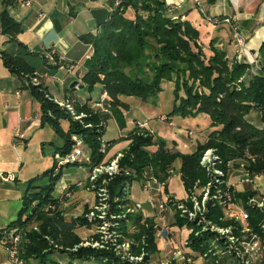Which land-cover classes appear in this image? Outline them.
Masks as SVG:
<instances>
[{
    "label": "trees",
    "instance_id": "trees-1",
    "mask_svg": "<svg viewBox=\"0 0 264 264\" xmlns=\"http://www.w3.org/2000/svg\"><path fill=\"white\" fill-rule=\"evenodd\" d=\"M15 1L1 0L0 34L22 46L14 40L22 31L21 24L7 10ZM198 8L200 11L199 5ZM128 10L132 12L131 17L125 16ZM201 13L205 19L228 17L205 16L203 10ZM79 38L91 45L81 82L88 91L99 85L100 94H106L97 100L100 106L90 108L84 104L75 107L69 100H64L70 104L73 110L71 114L53 100L46 88L31 81L28 84L32 95L40 103L42 121L63 138V144L57 148L56 154H68L75 144L72 135H76L88 150L90 166L105 162V153L112 141L102 139L106 130L104 109H108L118 125L123 127V110L128 108V104L122 97L132 96L146 101L162 90L164 82H170L173 86V107L166 119H170V115L193 118L198 114L208 118L209 130L204 140L196 142L194 149L187 153L169 150L165 141L152 135L148 129L130 132L127 135L129 143L118 160L119 173L108 182L111 197L121 195L123 186H130L142 178L147 168L164 184L176 160L179 161L182 189L186 195L191 194L193 188L205 186L211 181L199 164L200 156L206 149H212L217 156L215 167L223 175L231 166H239V170L250 177L264 174V74L253 72L247 62L236 59V54H228L226 50L217 48L211 40L203 46L198 42V30L182 16L174 14L165 0H117L107 18L98 23L96 32L83 34ZM53 55L58 60L55 53ZM0 57L10 73L28 79L33 75L32 66L20 54L13 55L3 50ZM250 112L258 115V125L247 119L246 115ZM61 119L69 123L66 132L61 129ZM234 161L240 163L229 165ZM67 165L78 164L61 167ZM61 176V169L54 173L53 167L27 181L17 218L0 229V243L8 245L13 234L22 231L23 242L19 248L24 262L60 251L67 254L68 264H76V259L94 264H145L147 257L136 263L122 258L107 246L81 245L83 240L76 229L90 227L93 223L86 217L85 211L70 220L64 218L58 209L59 202L53 195ZM209 187V193L215 192L217 197L207 202L206 221L229 227L236 237L243 228L255 236H264V212L249 202L252 197H264V193L259 194L250 187L241 190L231 188V201L247 212L243 225L236 227L232 226L231 221L220 220L224 205L219 202H223L226 190L223 181L212 183ZM51 205L54 206L53 210ZM173 209L174 224L178 228L186 225L194 231L198 230L197 234L189 233L185 238L187 254L193 260L215 252L210 259L211 264H244L242 258L225 252L224 237L211 231L205 222L197 226V219L186 221L181 217L182 209L177 206ZM127 218V221L117 218L118 221L121 219L120 229L124 232L131 219L134 226L139 228L136 238L144 235L148 253L155 252V231L151 221L147 220L145 226L140 223L141 214L128 215ZM33 222L36 223L35 229H25ZM54 261L52 259L45 264H61Z\"/></svg>",
    "mask_w": 264,
    "mask_h": 264
},
{
    "label": "crops",
    "instance_id": "crops-1",
    "mask_svg": "<svg viewBox=\"0 0 264 264\" xmlns=\"http://www.w3.org/2000/svg\"><path fill=\"white\" fill-rule=\"evenodd\" d=\"M26 1H29L28 5L24 3ZM116 1L16 0L8 7L9 14L21 24L22 31L14 40L22 46L0 34V51L20 54L32 66L34 73L29 79L18 77L9 72L0 57V229L17 218L27 181L54 167L56 150L63 144L62 136L42 121L40 103L32 95L29 82L46 88L53 100H69L75 107L84 104L89 107L91 101L98 99L96 97L100 94V87L88 91L81 82L85 72V60L91 53V45L84 43L79 37L89 32L95 33L98 23L107 18ZM165 1L174 14L182 16L198 30L199 39L203 44L206 45V42L211 40L217 48L238 56V48L226 25L214 24L213 29H210L207 25L210 23L203 18L202 22H196L197 26L203 25L200 30L193 23L195 11L203 17L193 0ZM198 1L205 16L231 18L244 39L246 54L255 58V63L250 64L251 70L264 74V0ZM53 53L58 60H55ZM75 81L77 84L70 88V84ZM246 117L252 123L259 124L256 113L250 112ZM60 126L62 131L66 132L69 123L61 119ZM71 166L75 169L61 167V180L63 185L77 189V182L86 176V168ZM3 174H12L14 179L5 181L1 178ZM260 176L256 175L252 182L259 194H262L264 182L257 183ZM45 181L46 178L43 182ZM244 185L250 188L252 186ZM236 188L241 190L238 186ZM59 191L60 187L57 186L53 191L54 197L58 196ZM91 199L90 194L84 198V203L90 202ZM67 201L59 207H63ZM71 209L64 207L63 211L67 213ZM77 215L72 213L69 218H66L65 214L63 216L70 220ZM78 230L77 228V234ZM243 238L245 239V235ZM256 242L258 250L249 254L247 259L249 264H264V249L261 248H264V236H256ZM0 264H9L6 261V252L0 255Z\"/></svg>",
    "mask_w": 264,
    "mask_h": 264
},
{
    "label": "rangeland",
    "instance_id": "rangeland-1",
    "mask_svg": "<svg viewBox=\"0 0 264 264\" xmlns=\"http://www.w3.org/2000/svg\"><path fill=\"white\" fill-rule=\"evenodd\" d=\"M194 14L196 15L193 22L195 25L197 21H203V17L197 11H195ZM125 16L131 17V10H128ZM209 23L210 24L207 25L210 26V29H213L214 24L211 22ZM197 27L200 30L203 29L202 24ZM198 42L205 46L200 39H198ZM207 43L208 42H206V45ZM237 48L239 49L240 46H237ZM261 57L260 55L259 59H261ZM236 59H242V57L239 58L237 56ZM96 87L98 88L99 85ZM172 89V83L164 82L162 90L146 101L132 96H123V101L128 104V108L123 110V127L118 125L116 119L108 109L104 110L103 113L106 114V130L102 139L104 141H112V144L105 153L103 160L105 162L90 166L88 150L84 144H82L84 153L82 159L76 164H78L77 166L86 168L85 178L77 182V189H73V186L63 185L61 178L56 183L55 188L59 186L61 190L58 196L55 197L59 205L65 200H68L63 207H59L58 205V209L63 211L64 207L72 208L67 213L63 211L66 215L65 217L69 218L72 213L78 214L77 216H79L85 211L86 217L93 223L90 227L82 226L78 228V235L83 240L81 245L97 246L101 248L107 246L112 248L116 254L121 255L122 258H128L136 263L142 262L144 258L147 257L145 264H211L210 259L215 252H210L207 257H199L195 260L187 254L185 238L189 233H194V235L197 234L198 230L194 231L186 225L178 228L174 224L175 211L173 207L177 206L179 209H182L181 217L186 221L191 222V219L195 218L197 219L195 222L197 226H201L200 224L205 222L204 224H207L211 231L216 232V228H221L225 232V228L229 227L214 225L206 221L204 217L207 211V202L213 201L215 197H217L215 192L209 193V186L212 183L218 184L223 181L233 184L235 190H237L236 186L241 189L245 188L243 183L242 185L234 179V176L241 172L239 166H231L225 175H215L211 169H204L206 174L210 176L211 181L207 182L205 186L193 188L189 195L184 193L179 180L178 160L174 163L172 171L165 180L166 185L159 181V178L153 174L150 168H147L142 178L135 180L130 186L129 184L123 186L121 195L111 197L108 189L109 180L115 174L119 173L118 160L121 158L124 149H126L129 143L127 135L135 129H138L140 132H143L144 129H148L152 135L154 134V136L165 141L169 150L183 153L192 151L196 142L204 140L205 134L209 130L207 129L208 118L205 115L198 114L193 118H181L177 115H170V119H166L173 107ZM103 96L104 94H99L96 98L102 99ZM98 99L91 101L89 107L93 108L95 104H98ZM79 139L78 136L72 135V140L75 143L80 141ZM114 140L115 142H113ZM60 156L59 154H55L54 156V173H57L61 169V165L58 164ZM112 161H116V168H114L113 172H109L106 168ZM234 163L240 162L234 161L229 163V165ZM95 168L102 169H100V172H96L94 171ZM66 169L71 170L75 169V167L67 165ZM153 178L160 184H163L160 191L156 190L157 185L155 183L149 184L150 179ZM214 179H218L219 182H215ZM257 181L258 184L264 182V174L261 175ZM260 187H262V185ZM75 192L76 194L74 195ZM90 194L92 195L91 201L84 203V198ZM202 200L203 204L201 206L200 203ZM194 202H196L199 207L194 208ZM224 203L225 202L222 201L219 202L220 205H224L223 215L220 217V220L231 221L232 226L234 225L236 227L240 224L243 225V221L238 217V211L241 207L233 201H231L230 204ZM160 204L164 206L162 211L159 209ZM188 204H190L189 207ZM78 205H80V207H78ZM51 209H54L53 205H51ZM137 214L142 215V219L140 220L141 224H145L146 226L148 223L147 220H150L153 225L155 231L154 242H156L155 252L148 253L146 248L147 242L144 235L140 238H136V235L139 234V228L134 226L131 219L127 223L128 228L126 230L124 229V232L120 229L121 219L127 221L128 215L134 216ZM117 218H121L119 219L120 221H118ZM30 228L35 229L36 223H30L25 229ZM199 230H201V228ZM223 231L221 232L224 233ZM20 233L23 238L22 231ZM131 234H135L134 237H129ZM240 235L241 233L237 237ZM249 238L250 235H246L245 233L244 241L250 240ZM3 246L4 244L0 243V255L5 252ZM164 246L165 248H163ZM18 253L20 255V248ZM52 259L55 260L54 262L56 263L68 264L67 254L60 251H54L52 254H46L44 257L30 258L25 262L26 264H45ZM6 261L12 264L10 263L11 261L7 253ZM75 262L76 264H94L91 261H81L78 259H76Z\"/></svg>",
    "mask_w": 264,
    "mask_h": 264
},
{
    "label": "built area",
    "instance_id": "built-area-1",
    "mask_svg": "<svg viewBox=\"0 0 264 264\" xmlns=\"http://www.w3.org/2000/svg\"><path fill=\"white\" fill-rule=\"evenodd\" d=\"M194 4L196 6L199 5V1L198 0H193ZM26 5L29 4V1L24 2ZM200 12H202L201 8H200ZM208 22H214L215 24L217 23H222L226 26L229 27L230 31H231V35H232V39L234 40L236 46H240V48L238 49V57H242V60H244L245 62H247L249 65L250 64H254L255 63V58L249 54H246V48L244 47V39L242 38V36H240V33L238 32V30L236 29V27L233 25L232 20L230 17H223L218 19H212V18H207L206 19ZM104 96L106 95L105 93H103ZM103 96V97H104ZM55 102L60 105L65 107L71 114H73V110L70 106V104L68 102H64V101H58L55 100ZM95 106H100V104H95ZM105 110V109H104ZM77 118V117H76ZM80 138V137H79ZM80 141H77L73 148L71 149V151L64 155V156H60L59 160H58V164L62 165V164H73V163H77L82 159L83 153H84V149L82 147V141L81 139H79ZM217 161V156L214 155L213 150L212 149H206L200 156L199 159V164L205 169L208 170L211 169L213 173H215V175H221V171L218 170L215 167V163ZM114 168H116V161H112L109 166L106 168L107 171L109 172H113ZM102 169V168H100ZM98 168H95L94 171L96 172H100L101 170ZM256 175L250 177L247 173H242L240 172L238 175L235 176V181L239 182V183H243V184H251V189L252 190H256V188L254 187L253 184V180L252 178H254ZM1 178L5 181L8 180H13L14 177L12 174H3L1 176ZM215 182H219L218 179H214ZM155 183L157 185L156 190L160 191L161 190V186H163V184H160L159 182H157L154 178L150 179L149 184H153ZM224 187L226 188V190L224 191V197H223V202H225L224 204H230L231 200H232V189H234L233 184H229L227 182H223ZM249 202L256 205L258 209L262 210L264 212V197L263 196H257V197H252L251 199H249ZM194 204V208L199 207L197 205L196 202L193 203ZM203 204V200L201 201L200 205L202 206ZM159 209H161V211L164 209V206L162 204L159 205ZM238 217L240 218V220L244 221L247 218V212L245 210L240 209L238 211ZM220 229V230H219ZM216 233L222 237H224V243H225V252L226 253H232L235 254L237 257L242 258L244 260V264H249V260L247 259V256L253 252H255V250H258V245L256 242V236L254 234L249 233L247 228H243L241 230V235L239 237L234 236L229 228H225V232L221 229V228H216ZM221 231H223L224 233H222ZM249 234L250 235V240L248 241H244L243 235ZM242 238V239H239ZM22 241V237H21V233L17 232L15 234H13L10 243L8 245H4V249L5 252L8 254V257L10 258V263L12 264H25L23 258L19 255L18 250L20 247V243ZM262 249H264L263 247H261Z\"/></svg>",
    "mask_w": 264,
    "mask_h": 264
},
{
    "label": "water",
    "instance_id": "water-1",
    "mask_svg": "<svg viewBox=\"0 0 264 264\" xmlns=\"http://www.w3.org/2000/svg\"><path fill=\"white\" fill-rule=\"evenodd\" d=\"M75 84H76V81H75V82H72V83L70 84V88L73 87Z\"/></svg>",
    "mask_w": 264,
    "mask_h": 264
}]
</instances>
